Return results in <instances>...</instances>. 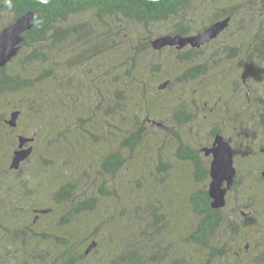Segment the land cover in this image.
Returning a JSON list of instances; mask_svg holds the SVG:
<instances>
[{
    "label": "rangeland",
    "instance_id": "obj_1",
    "mask_svg": "<svg viewBox=\"0 0 264 264\" xmlns=\"http://www.w3.org/2000/svg\"><path fill=\"white\" fill-rule=\"evenodd\" d=\"M250 1L244 7H249L247 27L253 29L241 37L226 30L199 48L192 60L178 59L188 47L141 50L148 40L172 32L178 17L144 25L124 18L98 20L93 11L73 15L62 25L87 22L94 34L104 35L103 46H93V38H68L49 53L46 50L55 44L37 47L47 57L41 62L24 65L25 49L13 59L7 72H18L26 80L46 71L52 76L28 89L0 94V116L8 119L14 107L20 111L13 132L0 124V164L16 149L17 135L35 137L22 174L6 181L11 195L8 207H0V231L1 225H32L33 209L39 205L52 209L37 218L35 230L68 234L74 255L96 242L79 264H122L116 259L129 252L140 256V264H206L209 251L183 239L199 221L189 197L207 189L209 178L195 182L193 166L176 158V134L186 146L199 150L210 145V131L218 128L230 139L240 180L229 193L211 240L223 255L210 264H264V64L249 72L244 61L254 26L264 28V1ZM196 5L205 14L191 23H196L192 34L210 23L215 6L232 3L197 0ZM12 16L1 10L0 29ZM200 67L196 78L184 79L187 70ZM164 81L171 84L159 90ZM254 98H262L261 103ZM134 133L140 141L131 148L122 146ZM116 151L124 164L113 175L102 173L101 161ZM246 154L256 162L252 169L243 162ZM200 159L208 167L210 157L200 152ZM66 183L76 186L72 200L55 201L51 194ZM248 196L254 200L252 213L240 205L250 200ZM91 198L96 200L93 210L72 212L74 205ZM67 214L68 224L57 226ZM63 250L29 238L16 264H42L50 258L38 255L57 256Z\"/></svg>",
    "mask_w": 264,
    "mask_h": 264
},
{
    "label": "trees",
    "instance_id": "obj_2",
    "mask_svg": "<svg viewBox=\"0 0 264 264\" xmlns=\"http://www.w3.org/2000/svg\"><path fill=\"white\" fill-rule=\"evenodd\" d=\"M219 1L221 0H214L215 3ZM229 1L232 3L231 6L224 8H218L215 6L214 11L211 12L212 20L209 24L223 18L230 17L228 28L225 29V31H223L217 38H219L228 29H231L230 33L233 35V37L235 35L238 37L245 36L247 31L253 29L247 27L246 17L249 7L248 9H245L244 7L246 2L249 3L250 0ZM196 2L197 0H49L47 2H40L38 0H0V12L1 10L5 9L13 13V18L9 23L27 11L34 13L33 19L31 21V29L23 34L24 39L19 46L20 48L17 55L13 58L15 59L17 56L21 55L20 53H22V51L25 49L27 52L24 54L23 61L24 65H27L30 62H41L47 58L44 53H40L36 48L42 45H48L49 42L55 45L48 47L46 52H50V48H54L62 44L63 41L67 40L68 38L74 39L75 41L78 40L87 42L93 38V46H103L106 41L104 35L94 34L92 28L88 27L87 22H82L81 24L75 26L66 25L63 27L62 24H64L69 17L81 12L93 11L98 20H102L104 17L117 19L124 18L126 20L134 21L144 25L149 23L164 22L170 18L178 17L179 20L176 24V27L168 34L188 35L192 33L193 26L196 24L194 23L192 26L191 23L195 21L196 17L200 18L203 16V14H205L204 10L197 11ZM250 3L254 4V1H250ZM192 4H194L196 7H193L194 10L192 9ZM259 10L262 11L261 8H259ZM253 11L254 9L251 6L250 13H253ZM250 21H254L253 14L250 15ZM208 25H205L200 29L194 28V30L198 33ZM254 28L256 31L255 33L253 32L254 35H252L253 37L249 40L246 46L247 54L244 60L249 67V72L257 67V65L264 64V28L263 26L260 27V25H255ZM216 39L210 41V43L215 42ZM150 43L151 42L148 40L142 46L141 50H149L150 48L152 49ZM243 44L244 43L241 45ZM198 52H200V50L189 48L187 53L179 54L178 59L180 61L192 60L196 53L198 54ZM7 65L4 68H0V94L2 95L7 93H16L21 89H28L36 83L43 81V78L47 75L50 74V76H52V71H46L44 74H41L32 80H26L18 72H7ZM202 67L187 70V72L183 74L184 79L187 80L196 78L198 74H201ZM170 84L171 82L169 85ZM261 101L262 98H254L255 103H261ZM13 109L17 110L15 107ZM6 117L7 116L5 114L0 116V124H5ZM185 121L188 120L185 119ZM180 122H184V120H181ZM5 127L9 128V126L6 124ZM12 129L9 131L13 132ZM215 134H221L220 129L214 128L210 131L211 138H213ZM139 137L140 135L138 133H134L129 138L125 139L122 142V145L133 147L138 141H140ZM176 139L179 143V148L182 151L179 159L185 162L190 161L192 164L195 163L194 151L189 153L190 149L182 144V141L178 135H176ZM243 153L245 154L247 152L244 150ZM199 156L200 155H198L197 150V161L199 160ZM238 158L240 157L236 155L235 159L238 160ZM242 158L243 162L249 165L250 169H252L256 164L253 158L249 159L248 154L243 155ZM201 169L202 170L199 169L197 171V173H199L197 174V177L193 178L195 182L205 181L209 178L208 167H204L202 164ZM239 169H241V167H239ZM239 180L240 175L237 168L235 182L226 196V204L227 200L230 199L229 193L236 190V187L239 185ZM74 190L75 186L72 183H66L60 186L54 193L55 201L67 202L72 200L75 192ZM104 193L105 192H102V194ZM247 198L250 200H248L245 204L241 203L240 205H243L245 208H247V210H249V212L252 213L251 206L254 200H252V197L250 196ZM189 202L192 213L197 218H199V221L196 223L195 227L188 234V236L184 237L183 243L191 245L194 244V246H198L199 248L209 251L206 264H210L213 259L216 260L218 257H220L219 255H223L221 250L211 246V240L214 230L217 229L222 220V209L224 207L219 210H212L209 206L210 199L207 194V189L205 188L193 192L189 197ZM95 203L96 200L94 199L87 202H80L73 206L72 211L76 215L82 212L91 211L94 209ZM58 244L61 245H58L59 247L64 249V253L63 256H58L55 258L52 264H79L87 257V255L84 253H77L74 255L72 250L67 248L65 242L62 240L58 241ZM116 261L122 264H140L141 258L136 253L129 252L128 254L119 255ZM43 263L44 262H42V264Z\"/></svg>",
    "mask_w": 264,
    "mask_h": 264
},
{
    "label": "water",
    "instance_id": "obj_3",
    "mask_svg": "<svg viewBox=\"0 0 264 264\" xmlns=\"http://www.w3.org/2000/svg\"><path fill=\"white\" fill-rule=\"evenodd\" d=\"M38 1L47 2L49 0ZM33 16V12L27 11L0 29V68H4L17 55L19 46L24 39L23 34L31 29ZM229 22L230 17H226L209 24L198 33L186 36L179 34L162 35L152 40L150 44L153 50H160L164 47H175L180 50L188 45L198 49L216 39L228 28ZM167 83L168 81L161 83L158 89H164ZM19 114V110L12 111L8 119L5 120V124L11 128L15 127ZM33 141V136L17 137V148L12 152L9 166L11 170H18L20 163L29 158L33 150L31 145ZM202 152L205 156H210L209 182L207 185L209 206L212 210H219L225 207L226 195L232 188L236 177L230 139L224 138L221 134H215L211 145L202 148ZM95 246V241L90 242L84 253L88 254Z\"/></svg>",
    "mask_w": 264,
    "mask_h": 264
},
{
    "label": "flooded vegetation",
    "instance_id": "obj_4",
    "mask_svg": "<svg viewBox=\"0 0 264 264\" xmlns=\"http://www.w3.org/2000/svg\"><path fill=\"white\" fill-rule=\"evenodd\" d=\"M195 33H197V32H195ZM195 33H193V34H195ZM166 35H171V34H166ZM188 35H192V33L191 34H188ZM182 36H186V35H182ZM208 43H210V42H208ZM208 43H206V44H208ZM203 46H201V47H203ZM185 47H188V48L196 49L197 50V48H192L189 45L188 46H185ZM185 47H183V48H185ZM164 48H169V47H164ZM171 48H175V47H171ZM182 49H180V50L179 49H176V50L181 51ZM155 51H158V50H155ZM161 90H163V89H161ZM12 111H15V110H12ZM179 113H181L180 115L182 116L183 111H181ZM16 126H17V122H16ZM15 127H13V128H15ZM9 128L12 129L11 127H9ZM176 135H178V134H176ZM18 136H23V135H17L16 136V141H17V137ZM29 137H31V136H29ZM212 140H213V138H212ZM32 143H31V145H32ZM211 143H210V145H211ZM182 144L185 147H188V149H190L189 150V153H191L192 151H194V153H195V163L192 164L190 161H187V162H189L193 166V168H194V177H197V174H199V173H197V171L199 169L202 170L201 169L202 161L200 159V156H199V160L197 161V149L192 148V147H189V146H186L183 142H182ZM125 146H127V145H125ZM178 146H179V143H178ZM129 147L131 148L132 146H129ZM16 148H17V144H16ZM181 152H182L181 149L178 148V151L175 154L176 155V158L179 159V156H181ZM200 152L203 154V156L205 158H207V156H205L204 153L202 152V148L198 150V155H200ZM11 157H12V155L10 156V159H8L5 162L3 161L0 164V188H2V190L0 191V207H4L5 209L8 207L9 197L11 195V194L8 193L9 192V185L6 183V181L8 179H10V178L13 180V178L15 176H20L22 174L21 172H22V168H23L24 163H27V161H28V159H26L25 161H23L22 163H20V166H19V169L18 170H11L9 168L10 163H11ZM208 157H210V156H208ZM123 164H124V159L122 158L121 154L118 151H116V152H113V153H109L108 155H106L103 158V160L101 161V164H100V170L104 174L113 175V174H115L116 172H118L120 170V168H121V166ZM208 168H209V164H208ZM208 173H209V171H208ZM72 184H74V183H72ZM22 185H24V184H22ZM14 186H15V183H14ZM74 186H75V184H74ZM75 188H76V186H75ZM5 190H6V192H4ZM56 191L57 190H55L51 194L52 197H54V193ZM92 199H94V198L88 199L87 201L92 200ZM87 201H85V202H87ZM36 206H37L36 209H33L34 213H36V214H35V216H34V218L32 220V225H21V227H7L6 225H1L2 228H1V231H0V250H1L0 264H16V258L19 257L21 254L24 253V248L26 246V241L29 238L44 240L45 242H51L52 244H54L56 246L60 245V244H58V241H61L62 240V241L65 242L67 248H69V249L72 250V246H71V243L69 241L68 234H67V237H64L63 235H58L57 236V235H54L53 232L52 233H47V232H43L41 230H35L34 229L33 224L36 222L37 218L39 216L48 214L51 211V209H52V208L51 209L50 208H47L45 206H39V205H36ZM68 222H69V215L67 214L59 222H57V226H59V227L62 228L63 226H66L68 224ZM84 251H83V253H84ZM63 253L64 252L61 251V252H59L57 254V256H50V255H46V256L43 255V256H41V255H38V257L40 259L41 258H50L51 259L50 261H47L46 260V261H42V262H44L43 264H52L53 261H54V259L57 258L58 256H63ZM28 254L29 253H27V255ZM88 254H85V255H88ZM69 256H70V253H69ZM38 264H40V262Z\"/></svg>",
    "mask_w": 264,
    "mask_h": 264
}]
</instances>
